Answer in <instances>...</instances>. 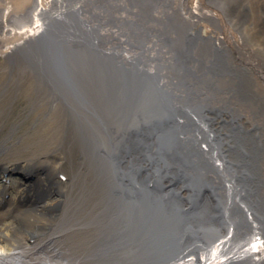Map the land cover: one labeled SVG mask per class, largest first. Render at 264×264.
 <instances>
[{
  "label": "bare ground",
  "instance_id": "1",
  "mask_svg": "<svg viewBox=\"0 0 264 264\" xmlns=\"http://www.w3.org/2000/svg\"><path fill=\"white\" fill-rule=\"evenodd\" d=\"M30 1L40 14L36 13L32 25L34 15L32 11L28 12L29 26L21 31L8 26L9 20L18 14L12 16V7L0 6V11L3 10L0 15L3 55L26 40L36 38L48 23L53 25L57 19L77 8L72 0ZM88 1L97 6L93 0ZM143 1L139 0V9L144 8L145 16L148 11L143 7ZM223 1L149 0L145 4L157 7L153 14L155 20L142 25V30H158V34L173 25L169 18L180 25L181 32L177 31L170 40V50L154 37L152 41L155 43L148 42V46L161 48L162 65L174 59V50L180 72L177 78H171L172 83L186 84L188 92L198 94L196 100H204L213 108L216 106L212 100L220 94L217 91L229 74L226 73L228 67L234 74L241 66L254 65L245 62L248 50L241 41L245 32L238 36L233 25L223 21L221 14L214 10L220 2L221 10H217H228ZM121 4L125 5V1L122 0ZM131 16L129 13L119 15L121 22L130 20ZM260 20L258 41L251 44L256 50L257 62H264V17L261 12L258 25ZM124 29L132 36L131 31ZM133 35L135 42L145 36H138L136 32ZM139 52L128 51L126 54L136 56ZM198 61L207 67V71L195 76L198 70L194 62ZM6 64L5 72L0 75V124L4 115L7 116L6 123L11 122L14 110L17 112L25 104V109L30 111L27 118L35 121V127L23 135L21 147L5 148L0 144V264H125L130 256L135 260L142 243V184L147 186L150 183L142 180V109L139 99L131 97L126 102L125 93H121L122 98L116 97L118 93L92 95V91L82 89L84 82L69 72L66 79L71 77L74 83L82 84L79 90L84 92L71 95L57 83L56 88L52 87V75L45 76L40 65ZM73 68L78 69L77 66ZM23 70L29 76L21 77ZM254 72L262 80L251 73L249 78L243 73L241 76L253 89L264 93V72L258 68ZM164 74L171 77L172 72L166 70ZM22 83H26L24 91L15 93ZM174 90L184 94L176 86ZM63 94L66 102L59 98ZM196 100L191 102L192 106L197 104ZM3 107L11 109L10 112ZM227 109L221 117L206 113L208 120L194 116L196 127L188 136L201 142L203 137L211 139L218 133L221 137L228 135L223 142H227L224 146L230 150L221 148L219 151L202 142L204 152L210 156L204 160L215 163L228 190L238 186L235 175L244 170L249 173L243 182L244 187L256 191L259 178L252 173L254 161H250L249 153L257 152V142L264 148V133L257 131L256 127L255 133L251 134L248 129L251 122L238 115L232 120L240 123L243 132L238 127L222 129L221 120L228 122L229 119ZM260 119L264 121L263 113ZM18 124L9 125L16 128ZM14 130L22 131L18 127L11 130L5 142L9 141ZM201 164L200 172L212 173ZM226 166H233L236 172L228 174ZM261 181L264 184L263 179ZM261 191L264 193V189ZM248 232L244 228L234 241L201 248L197 259L190 257L175 264H225L229 257L248 254H253L258 262L263 260L264 264V237H253ZM247 233L251 238L248 243L243 238Z\"/></svg>",
  "mask_w": 264,
  "mask_h": 264
},
{
  "label": "water",
  "instance_id": "2",
  "mask_svg": "<svg viewBox=\"0 0 264 264\" xmlns=\"http://www.w3.org/2000/svg\"><path fill=\"white\" fill-rule=\"evenodd\" d=\"M93 1L97 6L88 0H72L77 6L74 12L66 13L53 25L48 23L36 38L14 47L3 58L5 62L42 66L45 76L52 75V87L56 88L57 83L71 95H80L84 93L82 89H86L92 91V95L118 93L117 98H122L121 93H125L126 102L131 97L139 99L142 109V180L150 183L147 186L142 184L141 251L135 260L130 256L127 263L175 264L189 259L192 254L198 258L201 248L236 237L243 228L251 235L261 233L264 236L260 153L253 151L250 155V161H254L252 173L259 178L256 191L244 187V177L249 174L244 170L235 175L238 186L228 190L215 163L204 160L210 156L202 146L205 142L220 151L227 144L223 141L228 135L221 137L218 133L211 139L203 137L201 142L188 136L196 127L194 116L208 120L206 113L221 117L225 110L210 109L209 103L196 100L198 94L195 91H187L186 84L172 83L171 78H177L180 72L174 50V59L162 65L161 48L148 46V42L155 43L152 41L154 37L170 50V40L180 30V25L169 18L173 25L159 34L158 30H142V25L155 20L153 14L157 7L145 4L149 0L143 1V7L148 11L145 16L144 8L139 9V0H124L125 5H120L122 0ZM221 6L220 2L216 9ZM122 13L132 14L131 19L121 22L119 15ZM124 28L131 31L132 36ZM133 32L145 36L135 42ZM136 50H140L136 56L126 54ZM152 67L153 71L150 70ZM166 70L172 72L171 77L164 74ZM69 72L84 82L81 90L79 86L82 84L74 83L71 77L66 79ZM175 86L184 94L174 90ZM59 98L67 101L64 94ZM193 100L197 101L195 106L191 105ZM238 128L243 132L240 126ZM200 163L212 173L200 172ZM232 171H235L233 166H226L228 174ZM255 261L252 255H247L225 264H263Z\"/></svg>",
  "mask_w": 264,
  "mask_h": 264
},
{
  "label": "rangeland",
  "instance_id": "3",
  "mask_svg": "<svg viewBox=\"0 0 264 264\" xmlns=\"http://www.w3.org/2000/svg\"><path fill=\"white\" fill-rule=\"evenodd\" d=\"M261 1V2H260ZM224 0L226 4L228 5V10L225 12H221L220 10L214 9L216 12L221 14L222 20L224 19L226 22H228L230 25H233L234 32L240 36L243 32H245L242 35L241 41L248 50L247 52V59L245 62H250L251 64H254L253 66L250 65L249 67L241 66L239 70L236 71V73H231L230 68L228 67V70L226 73L229 72L227 77H225L221 82H224L223 85H221V89H218L217 92L220 94L217 96L216 99L212 100L214 102V105L216 107L221 108V104H223L222 108H225L228 106V122H223L221 120L220 125H225L229 123L233 118L242 116L246 121L251 122V125L248 129H250V133L254 134L256 131V127H258L257 131L261 130L264 133V121L260 119L261 113H263L264 116V93H261L259 91H256L252 88L250 83H245L241 73L246 74L249 78V73L252 75H256L254 72L255 68H258L259 70L264 72V62H257L256 60V50L253 48L252 44L254 41H258L257 39V33L259 34V28L261 26V20L259 22V25L257 23V18L259 15V12L264 17V0ZM12 4V5H11ZM10 5V6H9ZM205 7L207 5L204 3ZM0 6L3 8L12 7L13 13L12 16L15 14H18V17H12V19L9 20L8 26L10 28L21 31L22 28L29 26V17L28 12L32 11L34 17L31 22L33 25L34 21L36 20V13L37 15L40 14V11H36V6L31 3L30 0H0ZM3 10L0 11V15L2 14ZM223 20V21H224ZM218 25H221L219 22ZM3 29H1L0 26V35H3ZM7 36V35H6ZM0 46V75L1 72H5L4 67L7 68V64L3 58V51H1ZM259 51V49H257ZM201 61V60H200ZM194 62L195 67L198 70V73H195V76H200L204 74L207 71V67L203 65L202 62ZM3 68V69H2ZM30 74H34V72L29 71ZM21 77H27L29 76L28 72L26 70H23L20 72ZM259 80H262L261 78L257 77ZM264 79V78H263ZM214 83V82H212ZM26 83H22L20 87H17L15 90V93H20L21 91H24V85ZM62 100V99H61ZM229 102V105L227 104ZM25 104H22L19 107V110L16 112V109L14 110V114L11 116V122L6 123L7 116H3V120L0 124L2 127V130L0 132V144H4L5 148L10 147H21V140L23 135L27 134L28 132H31L34 130L35 121H31L28 117V114L30 113L29 109H25ZM4 110H7L10 112V110L3 107ZM214 109V108H210ZM13 123H19L18 128H20L22 131L19 132L17 130H14V134L9 139V141L5 142V137L10 133L11 130L16 129L13 128ZM238 124H240L238 122ZM236 125V124H235ZM227 126H230V123L227 124ZM261 126V127H260ZM260 128V129H259ZM243 131V130H242ZM263 144V142H262ZM257 153H260L259 155V167H260V178L264 181V148L260 143L257 142ZM223 150H230L228 146H223ZM253 152V151H252ZM252 152L249 153L252 155ZM66 169H70L69 166H67ZM247 178V177H244Z\"/></svg>",
  "mask_w": 264,
  "mask_h": 264
}]
</instances>
